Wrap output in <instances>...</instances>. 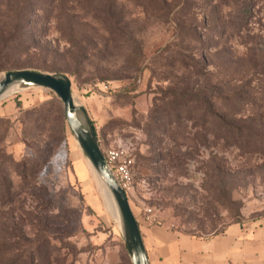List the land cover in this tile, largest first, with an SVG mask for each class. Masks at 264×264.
Instances as JSON below:
<instances>
[{"label":"rangeland","instance_id":"rangeland-1","mask_svg":"<svg viewBox=\"0 0 264 264\" xmlns=\"http://www.w3.org/2000/svg\"><path fill=\"white\" fill-rule=\"evenodd\" d=\"M246 1L0 0V76L69 78L101 150L132 160L140 222L263 220L264 0ZM63 115L40 87L0 100V264H131Z\"/></svg>","mask_w":264,"mask_h":264},{"label":"water","instance_id":"water-1","mask_svg":"<svg viewBox=\"0 0 264 264\" xmlns=\"http://www.w3.org/2000/svg\"><path fill=\"white\" fill-rule=\"evenodd\" d=\"M12 85H17L22 89L31 87L48 89L61 101L67 125L77 147L116 204L121 219V233L131 264H149L140 228L130 207L128 196L117 183L106 164L86 110L74 100L69 78L64 74L34 69L7 71L1 75L0 98L6 89Z\"/></svg>","mask_w":264,"mask_h":264},{"label":"crops","instance_id":"crops-1","mask_svg":"<svg viewBox=\"0 0 264 264\" xmlns=\"http://www.w3.org/2000/svg\"><path fill=\"white\" fill-rule=\"evenodd\" d=\"M139 228L149 264H264V219L233 224L207 236L182 234L143 221Z\"/></svg>","mask_w":264,"mask_h":264},{"label":"built area","instance_id":"built-area-1","mask_svg":"<svg viewBox=\"0 0 264 264\" xmlns=\"http://www.w3.org/2000/svg\"><path fill=\"white\" fill-rule=\"evenodd\" d=\"M104 159L109 167L113 177L120 187L127 192L132 186V160L127 154L126 149L121 146H115L102 150ZM147 220L150 219L151 210L147 211Z\"/></svg>","mask_w":264,"mask_h":264},{"label":"bare ground","instance_id":"bare-ground-1","mask_svg":"<svg viewBox=\"0 0 264 264\" xmlns=\"http://www.w3.org/2000/svg\"><path fill=\"white\" fill-rule=\"evenodd\" d=\"M0 79H1V76H0ZM20 90H22V88H20L19 86L12 85V86H10L9 88L6 89V91L4 92V94L2 95L0 100L5 98V97H8V96L20 91ZM92 174H93V176L95 177V179L97 181V184H98V187H99V191H100V194H101V196H102V198L104 200L105 207H106L107 211L114 218V220L116 221L118 227L121 230L120 215H119L118 209L116 207V204H115L112 196L110 195V193L108 192V190L106 189L104 184L101 182V180L98 178L96 173L93 171Z\"/></svg>","mask_w":264,"mask_h":264},{"label":"trees","instance_id":"trees-1","mask_svg":"<svg viewBox=\"0 0 264 264\" xmlns=\"http://www.w3.org/2000/svg\"><path fill=\"white\" fill-rule=\"evenodd\" d=\"M245 3H247V1L245 0ZM246 11H247V8H246V6H243L242 8H241V14H245L246 13ZM244 18V17H243ZM242 18V19H243ZM23 69H28V68H23ZM34 70H37V69H34ZM63 121H64V123L66 124V121H65V116L63 115ZM92 125H93V122H92ZM67 126V125H66ZM93 128H94V126H93ZM94 132H95V134H96V130H95V128H94ZM96 137H97V134H96ZM81 172H82V174H83V177H84V179H87V172H86V169H85V167H84V165L83 164H81ZM136 220H137V222H138V225H140V221L137 219V217H136Z\"/></svg>","mask_w":264,"mask_h":264}]
</instances>
